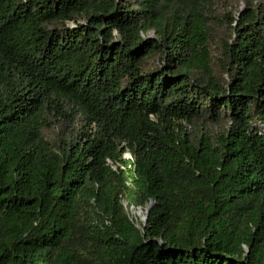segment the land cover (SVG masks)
<instances>
[{
	"label": "trees",
	"instance_id": "obj_1",
	"mask_svg": "<svg viewBox=\"0 0 264 264\" xmlns=\"http://www.w3.org/2000/svg\"><path fill=\"white\" fill-rule=\"evenodd\" d=\"M0 264H264V0H0Z\"/></svg>",
	"mask_w": 264,
	"mask_h": 264
},
{
	"label": "rangeland",
	"instance_id": "obj_2",
	"mask_svg": "<svg viewBox=\"0 0 264 264\" xmlns=\"http://www.w3.org/2000/svg\"><path fill=\"white\" fill-rule=\"evenodd\" d=\"M128 157V154H125ZM129 217L135 222H143L142 217L144 215L143 209L141 208H127ZM145 222V221H144Z\"/></svg>",
	"mask_w": 264,
	"mask_h": 264
},
{
	"label": "water",
	"instance_id": "obj_3",
	"mask_svg": "<svg viewBox=\"0 0 264 264\" xmlns=\"http://www.w3.org/2000/svg\"><path fill=\"white\" fill-rule=\"evenodd\" d=\"M151 204H152V201H150V202L146 205V207L143 209V212H144V215H143V217H142L143 224H144V221L146 220V217H147V211H148L149 207L151 206Z\"/></svg>",
	"mask_w": 264,
	"mask_h": 264
}]
</instances>
